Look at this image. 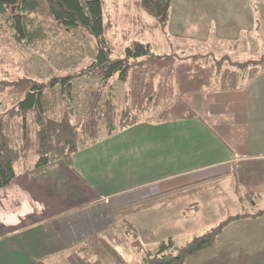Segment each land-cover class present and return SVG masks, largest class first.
Segmentation results:
<instances>
[{
	"label": "crops",
	"instance_id": "1",
	"mask_svg": "<svg viewBox=\"0 0 264 264\" xmlns=\"http://www.w3.org/2000/svg\"><path fill=\"white\" fill-rule=\"evenodd\" d=\"M167 27L172 38L203 45L200 54L219 57L216 51L228 47L231 52L221 55L231 60L244 51L264 56V0H172ZM182 99L197 118L162 124L143 119L80 148L72 168L58 162L37 169L34 160L28 167L17 164L14 182L0 189V242H9L0 252H22L14 264L46 258L56 264L57 257L68 262L66 254L114 227L118 211L136 208L142 216L133 209L131 222L151 216L149 223L163 224L199 205L170 210L166 201L210 185L234 204L243 188L261 197L250 203L264 210V71L243 88ZM238 225L255 231V264H264V217L228 229Z\"/></svg>",
	"mask_w": 264,
	"mask_h": 264
},
{
	"label": "trees",
	"instance_id": "2",
	"mask_svg": "<svg viewBox=\"0 0 264 264\" xmlns=\"http://www.w3.org/2000/svg\"><path fill=\"white\" fill-rule=\"evenodd\" d=\"M128 1L126 6L157 18L162 28L168 24L172 0ZM132 18L130 22L135 23L140 16ZM108 25L105 0H0V32H11L19 46L29 47L50 31L65 33L81 28L82 36L93 37L97 44L94 59L80 69L54 74L47 81L30 76L0 80V189L14 182L17 164L27 166L34 159L37 169L57 162L72 168L73 157L81 147L136 126L143 118L153 124L197 118L183 95L243 88L264 71V57L234 62L228 56L215 58L211 53L185 57L157 54L142 39L133 40L124 55L112 57L106 37ZM115 77L117 82L130 83L125 93L128 106L115 102ZM84 79H98L99 84L87 91L86 112L78 115L76 83ZM7 97L20 98L4 108ZM263 214L264 210L255 215L228 216L184 246H177L169 237L147 250L134 224L124 221L122 226L134 239L137 251L145 252L138 264H187L191 257L214 247L229 224ZM96 239L113 264H131L104 236ZM67 260L71 264H106L84 250L71 253Z\"/></svg>",
	"mask_w": 264,
	"mask_h": 264
},
{
	"label": "rangeland",
	"instance_id": "3",
	"mask_svg": "<svg viewBox=\"0 0 264 264\" xmlns=\"http://www.w3.org/2000/svg\"><path fill=\"white\" fill-rule=\"evenodd\" d=\"M128 3V0H105V23L109 24L106 37L113 49L112 57L124 55L126 47L136 39H142L149 43L152 50L157 54L176 53L185 57L197 53L200 54L204 50L203 45L201 47H191V43L187 40L172 38L170 36L171 31L167 25L162 28L157 18L148 15L145 11L134 8L132 5L131 7L126 6ZM126 14H129V17ZM135 15L140 16L139 22H130L134 19L132 16ZM82 31V28L78 31L65 33L50 31L29 47L17 45L12 39L11 32H0V80H15L20 77L30 76L40 81H47L54 74H64L71 69H80L88 65L94 59V54L97 52V44L93 37L82 36ZM216 52L220 54L219 57L214 56L212 53L211 55L215 58H222L224 57L221 55L222 53H230L231 51L227 47V49H218ZM259 52L261 51L259 50ZM258 56H253L251 53L244 51L243 54L232 53L230 57L232 60L243 62L259 59ZM117 81V77H115L113 79L115 102L122 107L128 106L125 93L129 89L130 83ZM98 84V79H84L76 83L75 107L78 115L86 112L89 100L87 91L96 88ZM19 98L7 97L4 108L12 106ZM143 119L146 120V118ZM31 161L27 167L31 165ZM217 183L227 185L230 181ZM192 191L186 193L184 197H177L175 200L165 202V205H168L170 210L174 209V205L198 202L197 204L199 205H192L189 210L184 209L181 216L179 215L163 224L154 225L149 223L151 216H148L147 221H142L143 224L140 221L136 224L127 219L134 215L133 209H135V214L138 218H141L142 214H137L136 208L121 210L116 213V224L114 227L101 236H104L105 240L116 248L128 262L138 264L142 262L145 252H139L133 246L134 239L127 234L126 229L122 226L124 221L125 223L131 222L137 227L141 243L147 250L153 249L159 240L169 237L174 239L177 246H184L194 236L210 231L228 216L247 213L255 215L261 211H258V207L254 206V208L250 203L251 200L254 201L261 197L259 198L251 192H245L243 188L238 189L240 200L237 204L229 202L230 200H221L217 187L214 185H210V188L203 193H199L198 190ZM259 217H264V214L257 217L242 218L229 224L217 239L214 247L203 250L191 257L187 264H255L254 254L258 247L255 231L252 230L250 232L249 230L252 228L249 229L239 225L233 229H228V227L241 220L257 219ZM8 245L9 242L2 241L0 242V249H6L9 247ZM20 247L17 250L20 251ZM79 250L89 252V255L94 258H102L106 264H113L111 257L96 237L85 243ZM70 254L68 253L66 256L68 257ZM16 258H22V252L20 256L13 250L0 252V264H14ZM55 259L59 261L56 264H71L69 261L65 262L62 257ZM40 263L53 264L49 261V258L40 261Z\"/></svg>",
	"mask_w": 264,
	"mask_h": 264
}]
</instances>
